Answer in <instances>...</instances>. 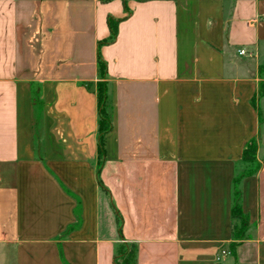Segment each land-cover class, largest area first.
Segmentation results:
<instances>
[{
	"label": "crops",
	"instance_id": "crops-1",
	"mask_svg": "<svg viewBox=\"0 0 264 264\" xmlns=\"http://www.w3.org/2000/svg\"><path fill=\"white\" fill-rule=\"evenodd\" d=\"M126 6L0 0V264H115L122 243L135 264H264V0ZM107 17L121 21L99 49L112 129L98 164Z\"/></svg>",
	"mask_w": 264,
	"mask_h": 264
},
{
	"label": "trees",
	"instance_id": "trees-1",
	"mask_svg": "<svg viewBox=\"0 0 264 264\" xmlns=\"http://www.w3.org/2000/svg\"><path fill=\"white\" fill-rule=\"evenodd\" d=\"M146 1V0H135ZM123 9L128 13L126 6V0H123ZM121 19L113 17H107L106 23L109 31L107 39L98 43L97 54V77L98 82L96 84V98H97V163L101 164L105 155V136L111 131L112 123L109 112V98H108V86L106 81L107 66L105 61L101 58L100 47L108 45L114 42L117 35V26ZM258 96H264V83H261ZM260 139V138H259ZM258 140H250L243 149L239 166L237 167V174L232 182L231 191V221H232V238L235 241H239L245 237V233L248 229L247 217L243 214L241 209V180L246 177L255 174L259 169V163L256 159ZM236 244H231L229 253L234 254ZM136 248L134 245L120 244L114 256L115 264H135Z\"/></svg>",
	"mask_w": 264,
	"mask_h": 264
},
{
	"label": "built area",
	"instance_id": "built-area-1",
	"mask_svg": "<svg viewBox=\"0 0 264 264\" xmlns=\"http://www.w3.org/2000/svg\"><path fill=\"white\" fill-rule=\"evenodd\" d=\"M240 54L243 55V54H244V51H240ZM226 253H227V252L222 251V252H221V255H224V254H226ZM219 260H220V256L216 258V261H217V262H219Z\"/></svg>",
	"mask_w": 264,
	"mask_h": 264
},
{
	"label": "water",
	"instance_id": "water-1",
	"mask_svg": "<svg viewBox=\"0 0 264 264\" xmlns=\"http://www.w3.org/2000/svg\"><path fill=\"white\" fill-rule=\"evenodd\" d=\"M260 141H261V144L264 146V133H263L262 136L260 137Z\"/></svg>",
	"mask_w": 264,
	"mask_h": 264
},
{
	"label": "rangeland",
	"instance_id": "rangeland-1",
	"mask_svg": "<svg viewBox=\"0 0 264 264\" xmlns=\"http://www.w3.org/2000/svg\"><path fill=\"white\" fill-rule=\"evenodd\" d=\"M263 133H264V127H263V130H262L261 136H262ZM259 141H260V140H259Z\"/></svg>",
	"mask_w": 264,
	"mask_h": 264
}]
</instances>
